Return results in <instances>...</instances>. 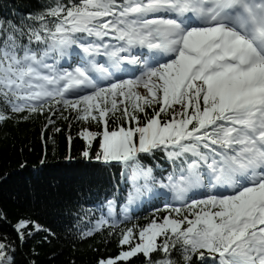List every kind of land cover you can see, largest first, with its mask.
I'll return each mask as SVG.
<instances>
[{
	"label": "snow or ice",
	"instance_id": "snow-or-ice-1",
	"mask_svg": "<svg viewBox=\"0 0 264 264\" xmlns=\"http://www.w3.org/2000/svg\"><path fill=\"white\" fill-rule=\"evenodd\" d=\"M10 15L0 125L39 121L53 144L79 125L109 183L68 205L62 235L19 216L0 264L38 235L73 251L115 239L95 264H264V0H38Z\"/></svg>",
	"mask_w": 264,
	"mask_h": 264
},
{
	"label": "trees",
	"instance_id": "trees-1",
	"mask_svg": "<svg viewBox=\"0 0 264 264\" xmlns=\"http://www.w3.org/2000/svg\"><path fill=\"white\" fill-rule=\"evenodd\" d=\"M37 3L38 0H0V18L11 19L13 11L26 14ZM78 128L79 125L71 129L65 126L53 144L50 140L42 141L39 121L18 124L9 121L0 125V209L7 213L9 222L0 221V237L7 235L15 241L11 224L19 216L34 212L38 213L39 222L62 235L68 205L80 199L88 207L85 200L88 188L107 186L108 173L81 157L84 141L77 138ZM69 135L73 138L71 145L67 140ZM68 155L71 161L65 159ZM41 159L45 163L41 164ZM40 239L39 235L35 236L17 247L18 264H26L33 258L29 255L33 248L39 253L34 257L37 264H68L70 259L76 264H95L98 255L115 256L119 251L115 239L105 242L99 235L77 244L75 251L64 239L39 246ZM53 252L57 253L55 261L49 259ZM130 264H141V260L132 258Z\"/></svg>",
	"mask_w": 264,
	"mask_h": 264
}]
</instances>
